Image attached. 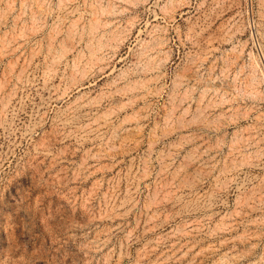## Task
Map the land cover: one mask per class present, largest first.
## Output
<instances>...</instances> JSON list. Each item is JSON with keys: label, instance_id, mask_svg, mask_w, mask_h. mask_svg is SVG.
Segmentation results:
<instances>
[{"label": "rangeland", "instance_id": "obj_1", "mask_svg": "<svg viewBox=\"0 0 264 264\" xmlns=\"http://www.w3.org/2000/svg\"><path fill=\"white\" fill-rule=\"evenodd\" d=\"M0 264H264V0H0Z\"/></svg>", "mask_w": 264, "mask_h": 264}]
</instances>
